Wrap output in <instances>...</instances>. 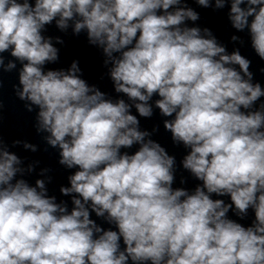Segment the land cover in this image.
I'll return each instance as SVG.
<instances>
[{"label":"clouds","instance_id":"9594fccd","mask_svg":"<svg viewBox=\"0 0 264 264\" xmlns=\"http://www.w3.org/2000/svg\"><path fill=\"white\" fill-rule=\"evenodd\" d=\"M197 8L225 13L228 43ZM51 26L99 52L111 92L55 66ZM245 47L264 65V0H0V264H264V84ZM5 73L68 173L59 197L12 150L39 145L3 136Z\"/></svg>","mask_w":264,"mask_h":264},{"label":"water","instance_id":"95a60500","mask_svg":"<svg viewBox=\"0 0 264 264\" xmlns=\"http://www.w3.org/2000/svg\"><path fill=\"white\" fill-rule=\"evenodd\" d=\"M196 7L195 4L192 5ZM197 11L201 13V21L199 22L202 26L211 28L218 38L224 43H228V39L232 34V29L228 25L226 15L224 12H212L209 10H203L197 8ZM49 35H61L65 40V45L61 47L60 62L55 65L56 67H67L73 59L80 61V66L84 70L85 78L90 83L98 84L102 90L111 92V84L105 78L100 79L101 74L105 71L101 66V56L99 52L87 45L83 35L80 37H73L69 30L68 34L60 33L55 29L54 26L49 27ZM59 47V46H58ZM232 45L229 44V49ZM242 52L253 60V71L256 72V79L264 84V76H262L258 68L264 66L255 57L250 48H243ZM7 56V54H5ZM4 89H3V101L5 104L4 108V119L2 126V133L6 141L9 143L14 139L28 140L31 143L39 145V151L36 153L25 152L22 148L12 149L16 151L18 155L22 157H28L29 160H40L41 164L39 167H50L52 172L50 175L53 176V182L49 185L50 191L59 197L58 188L61 184H66L67 172L57 164V154L55 149L49 148L47 151L44 149L47 147L40 136H38L33 127L34 113H28L23 107V102L19 101L13 94L12 85L17 83L16 73H5L4 74ZM142 127L151 129L153 124L160 123V117L154 116L151 120L141 121ZM159 140L162 144L168 147L169 152L177 156V160L183 155V149L175 148L172 146L169 134L164 132L162 124L160 132L154 137ZM39 168L37 169V171ZM186 175V174H185ZM36 178L35 174L29 177L30 180ZM191 186V182L189 184Z\"/></svg>","mask_w":264,"mask_h":264}]
</instances>
